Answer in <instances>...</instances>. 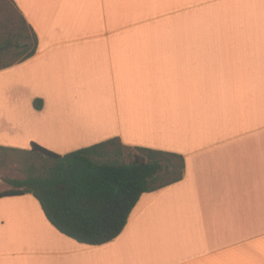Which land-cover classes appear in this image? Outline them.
Returning <instances> with one entry per match:
<instances>
[{
  "label": "crops",
  "instance_id": "1",
  "mask_svg": "<svg viewBox=\"0 0 264 264\" xmlns=\"http://www.w3.org/2000/svg\"><path fill=\"white\" fill-rule=\"evenodd\" d=\"M13 1L38 49L0 71L24 96L0 105L1 150L120 138L182 155L186 173L100 246L60 233L32 195L2 198L0 264H264V0H195L194 37L174 38L138 37V16L191 0Z\"/></svg>",
  "mask_w": 264,
  "mask_h": 264
},
{
  "label": "trees",
  "instance_id": "2",
  "mask_svg": "<svg viewBox=\"0 0 264 264\" xmlns=\"http://www.w3.org/2000/svg\"><path fill=\"white\" fill-rule=\"evenodd\" d=\"M4 3L8 16L0 23V71L32 58L38 49V36L15 2ZM34 106L41 110L42 100ZM11 150L19 153L25 178L8 180L12 189L0 192V199L32 195L60 233L89 246L116 239L143 194L178 183L186 173L182 155L129 146L120 138L66 155L36 143Z\"/></svg>",
  "mask_w": 264,
  "mask_h": 264
},
{
  "label": "rangeland",
  "instance_id": "3",
  "mask_svg": "<svg viewBox=\"0 0 264 264\" xmlns=\"http://www.w3.org/2000/svg\"><path fill=\"white\" fill-rule=\"evenodd\" d=\"M5 0H1L0 7V23L4 22L8 16V8L5 5ZM191 5L183 4V15H141L138 22V31L140 38H149L152 37V26L156 24L158 28L165 30V37L163 38H174L175 35L172 33L178 28H182L183 37H194L195 33V24L197 22L195 0H191ZM5 5V6H4ZM156 6H158L156 4ZM164 6V4L162 5ZM179 6V5H177ZM16 101L20 100L21 97H24L20 92L14 94L6 95L3 91V78L0 76V105L7 104L10 100V97ZM25 174L23 172L22 160L19 153L12 151H3L0 149V192L9 191L12 189V186L9 184L8 180L11 179H24Z\"/></svg>",
  "mask_w": 264,
  "mask_h": 264
}]
</instances>
